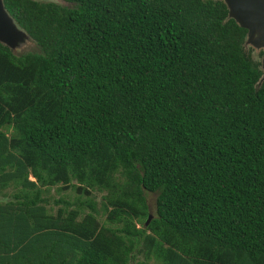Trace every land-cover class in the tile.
Listing matches in <instances>:
<instances>
[{
    "label": "trees",
    "instance_id": "16d2710c",
    "mask_svg": "<svg viewBox=\"0 0 264 264\" xmlns=\"http://www.w3.org/2000/svg\"><path fill=\"white\" fill-rule=\"evenodd\" d=\"M60 1L3 0L34 49L0 44V264H264L246 30L221 1Z\"/></svg>",
    "mask_w": 264,
    "mask_h": 264
},
{
    "label": "water",
    "instance_id": "95a60500",
    "mask_svg": "<svg viewBox=\"0 0 264 264\" xmlns=\"http://www.w3.org/2000/svg\"><path fill=\"white\" fill-rule=\"evenodd\" d=\"M41 2L42 0H32ZM61 4L60 0H44ZM221 1L226 10V20L231 19L235 24L246 30L243 46H250L253 51L250 56L253 61L259 63L258 69L261 75L258 85L264 82V0H213ZM0 44L17 54V50L34 44L30 36L18 26L14 19L6 11L3 0H0ZM21 52V51H20ZM151 214L147 215L144 222L146 226L151 220Z\"/></svg>",
    "mask_w": 264,
    "mask_h": 264
},
{
    "label": "rangeland",
    "instance_id": "374dc122",
    "mask_svg": "<svg viewBox=\"0 0 264 264\" xmlns=\"http://www.w3.org/2000/svg\"><path fill=\"white\" fill-rule=\"evenodd\" d=\"M41 2H46V1L42 0ZM59 5L68 6V4H66L64 2H61V4H59ZM33 49H34V44H32V45L29 44L26 48H22L20 50H17L16 52H19V53L29 52V51H31ZM245 50H249L250 53L253 51V49L250 46H246ZM19 53H17V54H19ZM64 195L69 197V198H72L73 193L71 191H68V192L64 193ZM53 196L56 197V194H53ZM154 199H155V195L154 194H150V193L146 194V202L148 204V209H149V213L150 214H152L153 211H154ZM150 264H156V263L151 261Z\"/></svg>",
    "mask_w": 264,
    "mask_h": 264
}]
</instances>
